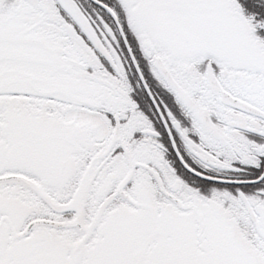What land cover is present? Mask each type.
<instances>
[{"label": "snow or ice", "instance_id": "obj_1", "mask_svg": "<svg viewBox=\"0 0 264 264\" xmlns=\"http://www.w3.org/2000/svg\"><path fill=\"white\" fill-rule=\"evenodd\" d=\"M0 264H264V0H0Z\"/></svg>", "mask_w": 264, "mask_h": 264}]
</instances>
